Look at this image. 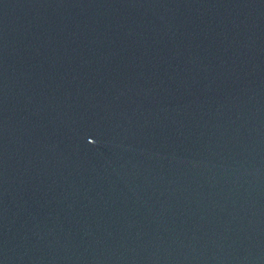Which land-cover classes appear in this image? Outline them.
Returning <instances> with one entry per match:
<instances>
[{
    "label": "water",
    "instance_id": "95a60500",
    "mask_svg": "<svg viewBox=\"0 0 264 264\" xmlns=\"http://www.w3.org/2000/svg\"><path fill=\"white\" fill-rule=\"evenodd\" d=\"M0 264H264V0H0Z\"/></svg>",
    "mask_w": 264,
    "mask_h": 264
}]
</instances>
